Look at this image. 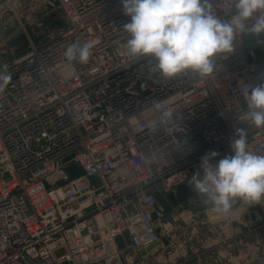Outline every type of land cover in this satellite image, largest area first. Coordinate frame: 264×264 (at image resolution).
<instances>
[{"label": "built area", "instance_id": "1", "mask_svg": "<svg viewBox=\"0 0 264 264\" xmlns=\"http://www.w3.org/2000/svg\"><path fill=\"white\" fill-rule=\"evenodd\" d=\"M55 1L68 29L0 63L11 75L0 92V264H125L160 242L157 198L189 185L207 152L230 154L235 127L247 126L248 149L264 154V129L242 115L244 86L260 83L264 68L245 36L212 76L157 82L147 58L127 54L120 0ZM90 40L87 64L67 61L69 44ZM152 101L174 108L185 131L150 133ZM72 165L84 176L71 180ZM244 206L264 228V205Z\"/></svg>", "mask_w": 264, "mask_h": 264}, {"label": "clouds", "instance_id": "2", "mask_svg": "<svg viewBox=\"0 0 264 264\" xmlns=\"http://www.w3.org/2000/svg\"><path fill=\"white\" fill-rule=\"evenodd\" d=\"M122 25L127 34L126 50L133 60L147 58L157 82L181 76L203 79L221 70L220 61L235 51L243 37L250 36L264 46V0H120ZM223 5L221 9L219 6ZM221 12L223 14H221ZM97 41L69 44L63 52L69 62L87 64ZM6 65L4 68L6 69ZM261 81L244 86L246 109L243 120L264 129V72ZM11 75L0 70V92ZM150 110L158 116L148 123L152 134L184 132L182 117L162 101H152ZM237 124H242L237 120ZM244 125V124H243ZM247 126L235 127L230 140L231 153L216 160L217 151L207 152L189 182L216 213L229 215L239 202L264 205V154L248 149ZM174 150L182 148L176 139Z\"/></svg>", "mask_w": 264, "mask_h": 264}, {"label": "rangeland", "instance_id": "3", "mask_svg": "<svg viewBox=\"0 0 264 264\" xmlns=\"http://www.w3.org/2000/svg\"><path fill=\"white\" fill-rule=\"evenodd\" d=\"M68 27L67 18L55 0H34L26 6L0 0V63L26 52L32 45L49 43ZM212 209L208 204L189 206L185 219L188 225L182 222L173 231L169 247L171 255L177 253V257L162 256L152 263L179 262L183 255L187 264H198V256H202L200 264H264V257L261 262L252 259L258 241L264 256L263 224L259 219L253 221L247 206L229 215Z\"/></svg>", "mask_w": 264, "mask_h": 264}, {"label": "water", "instance_id": "4", "mask_svg": "<svg viewBox=\"0 0 264 264\" xmlns=\"http://www.w3.org/2000/svg\"><path fill=\"white\" fill-rule=\"evenodd\" d=\"M34 0H21V4L23 6H26L33 2ZM245 50H257V65L259 68H264V48L262 46H258L255 44L254 40L250 36L245 37ZM65 161H68L66 159ZM68 174L71 177V180H76L78 178H81L84 176L85 172L79 165H72L68 167L67 169ZM64 183L60 182L58 186H63ZM198 200L199 195L195 193L191 186L189 185H183L176 189L175 193L169 194L167 197H158L157 198V208L156 211L161 214H163L165 217L172 214L174 209H177L178 211L181 210L182 207H189L190 200L191 199ZM204 197L202 196V199ZM243 202H237L234 206L233 210H237L240 205ZM157 212L152 215V219L154 222H157L159 220ZM170 225V222L168 219H163L160 223V227L157 230V233L160 235V242L153 245L146 251L142 252L140 256H138V259L136 258V255L133 252H129L128 256L126 257L125 264H135L136 260L142 261L143 258L148 257L151 253L156 251L161 246L165 248H169L171 244V237L169 235V231L166 229L167 226ZM245 230V229H244ZM162 235V236H161ZM116 243L118 248L121 251L127 250V245L131 244V237L128 232L124 233L122 237H119L116 239ZM68 264V263H64Z\"/></svg>", "mask_w": 264, "mask_h": 264}, {"label": "crops", "instance_id": "5", "mask_svg": "<svg viewBox=\"0 0 264 264\" xmlns=\"http://www.w3.org/2000/svg\"><path fill=\"white\" fill-rule=\"evenodd\" d=\"M202 198H199V200H201ZM199 200H195V199H191L190 200V205L189 206H193V207H196L197 204L199 205ZM188 208V207H187ZM187 208H182L180 211H177V212H174L173 215L171 217L168 218V220H170V228H169V225L167 226L168 228V231H169V235L171 237V244L170 246H172V242H173V234L175 232L173 231H176L177 230V227L179 225H182V222H184V224H186V226L188 225L187 223H185V219L186 217H188V211H187ZM234 212V211H232ZM235 214V213H234ZM198 215V214H197ZM197 218V217H196ZM175 223V225H172V223ZM198 226V224H196ZM173 226V227H172ZM169 246V247H170ZM237 246H240V244L238 243ZM240 253V252H239ZM182 254H185V252H182ZM163 256V258H167V257H174L176 256L177 257V253L176 254H172L171 255V248H165L163 246H161L160 248H158L156 251H154L153 253H151L148 257L146 258H143L142 261H139V260H136L135 264H153L152 263V260H159V258H161ZM201 257L202 256H198V264H200V261H201ZM181 261L179 262H171L170 264H187L188 263V260H184L183 258V255L181 257ZM166 261L164 263H158V264H166Z\"/></svg>", "mask_w": 264, "mask_h": 264}, {"label": "flooded vegetation", "instance_id": "6", "mask_svg": "<svg viewBox=\"0 0 264 264\" xmlns=\"http://www.w3.org/2000/svg\"><path fill=\"white\" fill-rule=\"evenodd\" d=\"M182 208H185V207H182ZM182 208H181V209H182ZM186 208H187V207H186ZM177 211H178L177 209H174L173 212H172V214L169 215V216H167V217H165V219H168L169 217H171V216L173 215L174 212H177ZM169 222H170V220H169ZM159 227H160V226H159ZM159 227H158V228H159Z\"/></svg>", "mask_w": 264, "mask_h": 264}, {"label": "bare ground", "instance_id": "7", "mask_svg": "<svg viewBox=\"0 0 264 264\" xmlns=\"http://www.w3.org/2000/svg\"><path fill=\"white\" fill-rule=\"evenodd\" d=\"M239 210H240V209H239ZM239 210H237V211H239ZM213 211H214V210H213ZM172 225H173V224H172ZM170 226H171V225H169V228H170ZM166 229L168 230V228H166Z\"/></svg>", "mask_w": 264, "mask_h": 264}]
</instances>
